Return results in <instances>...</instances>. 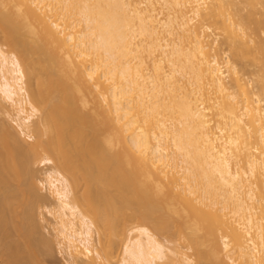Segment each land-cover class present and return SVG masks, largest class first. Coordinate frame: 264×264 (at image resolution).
Instances as JSON below:
<instances>
[{"label": "bare ground", "instance_id": "1", "mask_svg": "<svg viewBox=\"0 0 264 264\" xmlns=\"http://www.w3.org/2000/svg\"><path fill=\"white\" fill-rule=\"evenodd\" d=\"M0 98V264H264V0H0Z\"/></svg>", "mask_w": 264, "mask_h": 264}, {"label": "rangeland", "instance_id": "2", "mask_svg": "<svg viewBox=\"0 0 264 264\" xmlns=\"http://www.w3.org/2000/svg\"><path fill=\"white\" fill-rule=\"evenodd\" d=\"M76 23H77V25H76V27H75V30L76 31H81L83 28H84V26H85V24L83 23V22H77V21H75ZM2 100V98H0V101ZM3 101V100H2ZM1 101V102H2ZM3 103V105L5 104L4 102H2ZM5 106H7L8 107V109L7 108H5V107H3V108H5V109H7V110H9V113L12 111L10 108L11 107H9V105L7 104V105H5ZM12 113H13V111L11 112V115H12ZM10 114H9V117L8 116H6V118L8 119V120H11L10 119V116H11ZM13 116H11V118H12ZM12 121V120H11ZM169 122V121H168ZM13 123V122H12ZM167 124H169V123H167ZM17 125V124H16ZM15 125V123L13 124V126H15V128L16 129H18L17 128V126ZM31 134H33V133H31ZM22 137H23V139H25L26 140V142H31L32 140H29L27 137H24L23 135H21ZM40 168V167H39ZM39 176L42 178V175H40L39 174ZM44 192V191H43ZM45 194H47L48 195V197H50L51 199L50 200H52V199H54L50 194H49V192L48 191H45L44 192ZM41 204H46L47 205V203H41ZM44 206V207H43ZM40 208H42V209H40ZM38 210H37V215H38V219L39 220H42L41 222H42V224L46 227V229L49 231V233H48V231L46 232V229H42L46 234H48V236H51L52 237V235H53V233H54V229H53V224H54V216L53 215H51V214H49L48 212H47V209L45 208V205H42L41 207H39V208H37ZM42 212H43V214H42ZM44 218V219H43ZM95 238H97V235H95ZM161 238V241H163L164 243H166V244H168V242H166L167 241V239H165L164 237H160ZM168 245H170V244H168ZM185 250V249H184ZM55 251H56V259H55V261H53V262H51L50 264H67V262H66V260H65V258L67 257H69L68 256V254H67V251H66V249H64V248H62V255H61V248H59V247H57V245H56V249H55ZM120 252H121V246H120V248L116 251V254H115V258H114V261H116V260H118L119 258H120ZM187 252V254H192V250H187L186 251ZM167 261V263L168 264H171L170 263V261L169 260H163L162 262H166ZM49 264V263H48ZM74 264V263H73ZM113 264H115V263H113ZM195 264V263H194Z\"/></svg>", "mask_w": 264, "mask_h": 264}]
</instances>
